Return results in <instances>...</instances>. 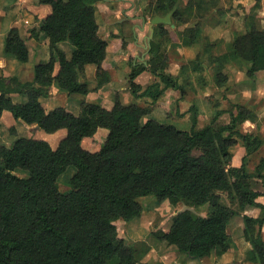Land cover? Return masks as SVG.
<instances>
[{"label": "trees", "instance_id": "1", "mask_svg": "<svg viewBox=\"0 0 264 264\" xmlns=\"http://www.w3.org/2000/svg\"><path fill=\"white\" fill-rule=\"evenodd\" d=\"M101 1L39 0L50 5L51 12L28 34L37 40L48 39L50 57L35 65L31 80L0 73V125L8 111L14 119L39 129L38 135L18 136L11 146L0 142V264H138L136 250L118 235L116 221L139 217L143 212L140 198L150 195L158 201L156 208L180 202L210 205L207 216L188 209L178 212L169 229L158 235L159 240L198 258L231 250V220L248 206L260 208L257 217L243 215V236L252 246L246 258L264 264V204L257 202L264 193L252 183L255 176L264 181V158L254 172L247 166V155L241 166L232 164L233 147L239 139L247 154L262 145L259 135L241 128L247 120L255 122L256 116L241 106L228 124L214 125L218 111L210 123L197 128V107L192 106L190 131L153 118L146 120L167 89L184 93L178 76L168 72L167 56L155 41H151L147 65L143 61L133 65L128 74L131 92L152 98V105L125 104L117 95L112 107L89 101L93 89L83 79L86 65L96 66L94 89L112 80L104 65L113 51L100 35L97 5ZM153 1L148 5L153 16L167 14L178 2ZM216 3L187 0L184 7L178 4L172 21L180 45L192 47L199 42L201 19ZM260 8L261 0H255L246 16V30L235 34L214 61H245L250 64L249 77L264 71V28L253 14ZM182 25L186 27L181 30ZM166 33L163 26L155 27V34ZM65 42L72 45L70 54L60 46ZM5 53L22 63L30 58L17 26L8 31ZM198 61L199 56L192 61L197 71ZM144 71L156 78L145 88L136 82ZM54 83L69 96H78V113L65 106L45 107L41 97L50 94ZM15 96L27 100L17 102ZM42 130L50 137L60 132L64 136L53 144ZM102 130L105 139L97 148L85 146L86 140H94ZM18 133L12 125L6 134ZM71 165L76 168L70 178L71 190L62 192L60 177ZM219 192H227L237 209L223 203Z\"/></svg>", "mask_w": 264, "mask_h": 264}, {"label": "rangeland", "instance_id": "2", "mask_svg": "<svg viewBox=\"0 0 264 264\" xmlns=\"http://www.w3.org/2000/svg\"><path fill=\"white\" fill-rule=\"evenodd\" d=\"M118 2L119 1H112V3L109 2V5L119 10V8H116L119 5ZM150 2L154 1L133 0L127 3L124 6L126 9L124 13L119 12L120 17L124 20L121 23L116 22L112 24L113 26L106 23L107 15L102 14V12L98 15V21L102 27V36H108L112 39V42H115V44L113 43L114 47L117 48L120 53H126L127 45L132 43V54H138L140 58L144 55V59H137L136 65L141 63L142 60H149L151 57L146 41V37L150 34V20L153 17L152 12L148 9ZM186 2L187 0H180L179 4L184 7ZM252 2H255V0ZM247 3L248 1L246 0H217L216 6L209 8L208 11L205 12L203 19H201V22H203V32L199 42L192 47H185L179 44L180 36L176 32V27L167 24H159L163 26V30H166L167 33L162 36L155 34L154 31L151 41H155L161 47L163 54L167 56V70L175 76L178 75L180 82L183 84L184 93L182 94L180 90H176L177 97L164 93L163 96L159 97L157 100L155 104L156 107L145 119L153 118L162 123L172 124L180 129L190 131L194 114V112L191 111L192 106L197 107V128L210 123L217 115L218 111H220V114L215 119L214 125L228 124L231 120V114L238 113L242 109L241 106H243L248 111L254 113L257 120L255 122L247 120L242 124L241 128L245 133L259 135L262 139V145L254 153L247 154L243 141L239 139L237 144L233 147V151L240 165L243 162V157L247 155V166L249 170L254 172L261 159L264 158V86H256V90L252 85L261 72L256 74L255 77H249L247 70L250 64L245 61L237 60L230 63L219 64L213 60L214 56L226 51L228 41L225 40L230 39L233 32L237 34L244 26L245 16L248 15L249 12H252L251 9L254 6L253 4L246 5ZM105 5L106 4L102 5V7ZM131 9H133V16L136 17L134 21L131 20L133 16L131 15V17H129L128 15ZM253 14H255L257 16L256 18L259 20L261 18L264 19V16L260 13V9L257 10V12L253 11ZM17 21L18 24L16 25H23L19 20H16V22ZM0 23H3L2 20H0ZM186 25H182L179 29H184ZM112 31L117 32L116 34L119 36L118 41H114L115 34H112ZM28 36L29 34L26 38ZM123 42H126V46L123 45ZM213 42L216 43L213 46H209V43ZM26 43L30 51V58L25 64L19 61L18 64L25 67L21 70L23 75L27 74V76H31L34 73L35 65L41 60H47L43 58V55L45 54L44 52L49 50L45 44L35 38L26 40ZM68 46L71 47L72 45L69 42H65L63 47L66 48ZM206 49H209V51ZM197 56H199L198 62L200 65L198 71L193 69L194 64L192 62ZM117 61L118 60L115 59L112 61V67H115L114 70L116 69L115 62ZM132 62L133 59H131L130 62L122 63L120 68H117L118 70L116 69V76L114 75L112 78L110 82L111 85L107 84L104 89H94L96 87V81H91L92 78L88 80V74L85 73L83 79L87 80L90 88L93 89L87 99L91 102H98L107 107H112L117 95L125 104L137 103L141 106L152 105V98L148 96H136L131 92L126 70L127 68H130V70L132 69ZM183 68H185V73L181 72ZM221 74L226 75L227 79L224 80ZM154 80H156V78L150 74V77L142 81V86L145 88ZM52 89L51 87L48 96L41 97V100H43L46 105L48 103L50 108L65 106L76 113L79 112L78 96H69L67 93H63L61 96L60 89ZM19 100L24 102L27 98L22 96ZM30 126L31 128L26 129L27 131L24 130L23 127H19L18 135L13 134L11 136V142L7 143L11 146L12 142L18 136L28 137L31 135H38L39 132L34 131L38 126L35 124ZM42 133H44L46 138L53 144H56L58 140L64 136V132H60L52 137H50L51 134L43 130ZM105 135L106 132L104 130L99 131L94 140L88 139L84 144L87 147L97 148L104 141ZM75 171V166L71 165L68 166L61 175L59 185L62 192L71 190L70 178ZM17 173L19 175L27 174L22 171H18ZM254 178H256V180H254L255 187L259 188L261 192H264L263 179L257 176ZM221 194L223 203L237 209V205L231 202L227 192H221ZM140 202L143 205V212L139 217L132 220L119 219L116 221L118 235L124 238L127 244L134 247L138 264H151V262H153H144L145 256L148 251L155 246L154 243L158 240V235L169 229L172 218L178 211L188 209L196 215L207 216L210 210L209 204L197 207L191 206L185 202H180L176 206L168 205V207L156 208V203L158 201L156 197L151 195L141 197ZM241 216L242 213L236 215L232 219L231 227L229 225V233L232 238L231 250L234 248L239 249V247L242 248L241 238L238 237V223L241 220ZM174 248L176 247L174 246ZM194 259L200 263L199 258L195 257ZM245 261L247 262L246 259H244V262Z\"/></svg>", "mask_w": 264, "mask_h": 264}, {"label": "crops", "instance_id": "3", "mask_svg": "<svg viewBox=\"0 0 264 264\" xmlns=\"http://www.w3.org/2000/svg\"><path fill=\"white\" fill-rule=\"evenodd\" d=\"M112 1H119L120 2V3L118 2L119 5H118V7H116V8H119V10L115 9V7L113 8L109 5V2L112 3ZM132 1L133 0H102L97 5L98 15H100V12H102V14L107 15L106 23L108 25L113 26L112 24H114L116 22L121 23L124 19L120 17L119 12L124 13V11L126 10L124 8V6L127 3H130ZM246 1H248V3L246 5H252V4L254 5L255 4V2H252L253 0H246ZM104 4H106V5L104 7H102V5H104ZM132 10L133 9H131L128 12V13H130V14H128L129 17H131V15L133 16ZM50 12H51L50 5L40 4L39 0H16V1H14V0H1L0 1V20H2V22H3L2 24L0 23V73L3 72L5 75H8V76H17L19 79L24 80V81L30 80L33 78V75L27 76L26 73H25L26 75H23L21 70L24 69L25 67L21 66V64H18V61L14 58L13 55L5 53L6 37H7L8 31L10 30V28L13 26H17L19 28L22 36L25 38V40L33 39L29 36L27 37L29 39L26 38L29 30L31 28H33L34 26L38 25L39 20L43 19ZM248 12H249V10H248ZM36 13L38 14L39 19L36 18V16H35ZM260 13L264 16V0H261ZM246 16H245L244 26L237 33H241V32H244L246 30ZM135 19H136L135 16H133L131 18V20H133V21ZM16 20H19L21 22V24L23 23V25H21V26L16 25V24H18V21L16 22ZM143 20L145 21L144 18H143ZM260 23H261L262 28H264V19L261 18ZM111 33L115 34V40L114 41H118L119 36H117V34H116L117 32L112 31ZM100 35L102 36V27L101 26H100ZM234 36H235V34L233 32L232 37L228 40H225V41H228L227 43H229L231 40H233ZM103 38L109 41V50L111 51V53L113 51V54L109 55L108 58L106 59L105 63H104L105 67L110 70V72L112 74V78L114 77V75L117 72L116 69L120 68V65L122 63L130 62V60L133 59L132 63H133V65H136L137 59H141L138 54H132V50H131V48L133 47L132 43H129L127 45V50L125 51L126 53H120L117 50V48L114 47L113 43L115 44V42H112V39H110L108 36H106V37L104 36ZM38 41L45 44L47 49L49 50L48 39L42 37ZM134 43L137 44L136 42H134ZM213 43L215 44L216 42H213ZM137 45H139V44H137ZM60 46H61V48L65 49L68 52V54L71 53L72 48L70 46L64 48L63 47L64 43H61ZM116 46H117V44H116ZM178 51H180V50H178ZM44 53L45 54L43 55V58L48 59L50 57L49 51H46ZM114 59L118 60L117 62H115V65H116L115 70H114L115 67H112V63H113L112 61ZM85 69H86L85 72L88 74V80H89V78L90 79L92 78L93 80L91 79V81L95 82L96 81V66L94 64H88V65H86ZM130 71H131L130 68H127L126 72L128 74L130 73ZM260 72H261V74L254 81V83H252L254 88L256 86L257 87L264 86V71H260ZM260 72H258V73H260ZM128 74H127V78H128ZM176 76H178V75H176ZM147 77H150V73L148 71H144L143 73H141L136 78V82L143 85L142 81L144 79H146ZM106 85H104L102 88L104 89V87ZM108 85H111V83H108ZM52 88H53L52 90L60 89L58 87L57 83H54L52 85ZM255 89L257 90V88H255ZM62 91L63 90H61V92H60L61 96L63 95V93H66L65 91H63V92ZM175 91H176L175 89L170 88V89H167L165 91V94L168 93L169 95H174L177 97V94ZM172 93H174V94H172ZM19 98H20L19 96L14 97L15 101L21 102L19 100ZM42 102L44 103L43 100H42ZM44 105L47 109H52L48 106V103H47V105H46V103H44ZM12 125H15L18 129H19V127L20 128L23 127L24 130L31 128V126L29 124H26V123L21 122L20 120L14 119L10 112L5 111L3 113V117H2L1 125H0V142L2 144H5L6 146H10V144H8L7 142L10 143L12 140L8 134L6 135L7 129L10 128ZM37 129H34V131H39V129L38 130ZM238 162H239V160L237 159V156L234 153V156L232 159V164L234 166L239 167L241 165ZM254 180H256V178L253 177V181H252L253 188L257 191H260L259 188L255 187ZM219 193L221 194V192H219ZM262 193H264V192H262ZM257 202L264 204V195H260L257 198ZM168 205H169L168 203H165L163 207H168ZM210 209H211V207H210ZM178 212H180V211H178ZM209 212H210V210H209ZM244 214L249 215V216H253V217H257L260 215V208L254 207V206H248L242 212L241 220L238 223V233H239L238 237L241 238L242 248H240V247H239V249L234 248L233 250H229L228 252L223 253L221 255H218L217 253L213 252L210 256H207L204 258H199L200 263H198L194 259L195 257L193 258L192 256L182 254V252H180L176 248H174L173 245H169L165 241L158 239L154 243L155 246L153 245L154 247H152L150 249V251H148L147 255L145 256L146 258H145L144 262L153 261V262H151V264H242V263L257 264V263L250 261L246 258V255L252 246L248 241H246V239L243 236V229H244L243 215ZM231 223H232V220L230 222V227L232 225ZM262 233L264 236V225L262 227ZM151 259H153V260H151ZM244 259H246L247 262L246 261L244 262Z\"/></svg>", "mask_w": 264, "mask_h": 264}, {"label": "water", "instance_id": "4", "mask_svg": "<svg viewBox=\"0 0 264 264\" xmlns=\"http://www.w3.org/2000/svg\"><path fill=\"white\" fill-rule=\"evenodd\" d=\"M179 2H180V0H178L177 4L174 6V8L171 11H169L167 14H165V15L156 14L150 20V25H149L150 34L146 37V41L148 44V50H150V43H151V39L153 38L155 26H158L159 24H167V25H170L172 27H175V24L172 21V16H173L175 10L177 9ZM141 59H144V55L141 57ZM142 61L147 65L146 60H142Z\"/></svg>", "mask_w": 264, "mask_h": 264}]
</instances>
